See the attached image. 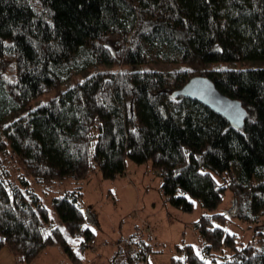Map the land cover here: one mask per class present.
Listing matches in <instances>:
<instances>
[{
    "label": "trees",
    "instance_id": "1",
    "mask_svg": "<svg viewBox=\"0 0 264 264\" xmlns=\"http://www.w3.org/2000/svg\"><path fill=\"white\" fill-rule=\"evenodd\" d=\"M196 74L247 109L241 129L171 95ZM0 129V247L19 261L57 245L76 264L94 236L80 187L51 199L73 247L14 159L44 184L94 171L112 180L126 160L149 161L171 207L190 212L197 200L213 211L228 189L236 217L264 224V0H0ZM226 220L199 215V255L182 244L169 264H264V231L236 246L215 224ZM146 233L122 237L112 263L148 264Z\"/></svg>",
    "mask_w": 264,
    "mask_h": 264
},
{
    "label": "rangeland",
    "instance_id": "2",
    "mask_svg": "<svg viewBox=\"0 0 264 264\" xmlns=\"http://www.w3.org/2000/svg\"><path fill=\"white\" fill-rule=\"evenodd\" d=\"M193 58L197 59L195 54ZM195 64L191 60L189 66L198 71L207 67L202 62L200 65L197 62ZM225 64L227 63L217 62L213 65L219 67ZM148 67L167 69L169 66L151 64ZM50 95H40L25 108H31L43 102ZM19 112L17 111L16 114ZM0 139H2L1 129ZM125 163L124 173L112 180L103 179L97 171H94L90 172L87 178L77 182L65 178L50 184L35 182L16 159L12 161V166L14 169L17 167L28 181L29 186L46 208L49 219L60 229L73 247H76L72 242L75 240L66 233L61 220L51 207V199L67 189L80 187L82 192L81 208L85 214L86 225L91 228L94 237L92 246L84 247L85 249L78 251L77 256L80 262L76 264H114L112 263L115 252L113 245L122 237L146 236L147 231H149L150 240H152L148 264H169L171 257H181L176 246L181 247L182 244H190L194 252L199 255L202 242L192 224L203 213L225 214L227 220L223 224H215L222 226L226 232L234 234L236 246L247 242L255 244L260 238L259 233L264 231L262 221H245L230 212L231 193L228 189L224 191L221 201L213 211L205 210L197 200H193L192 210L182 212L164 202L158 190L159 177L156 171L151 168L149 161L135 164L126 160ZM228 252L227 248L215 251V259H220ZM0 264L74 263L70 262L59 246L48 245L40 250L30 262L17 260L6 246H1Z\"/></svg>",
    "mask_w": 264,
    "mask_h": 264
},
{
    "label": "water",
    "instance_id": "3",
    "mask_svg": "<svg viewBox=\"0 0 264 264\" xmlns=\"http://www.w3.org/2000/svg\"><path fill=\"white\" fill-rule=\"evenodd\" d=\"M192 99L211 112L221 116L229 126L241 129L247 117V109L237 99L229 98L221 93L213 82L204 75L191 76L180 88L171 93ZM230 212L235 213L231 202Z\"/></svg>",
    "mask_w": 264,
    "mask_h": 264
},
{
    "label": "built area",
    "instance_id": "4",
    "mask_svg": "<svg viewBox=\"0 0 264 264\" xmlns=\"http://www.w3.org/2000/svg\"><path fill=\"white\" fill-rule=\"evenodd\" d=\"M128 247H134L132 241H125L124 242ZM139 264H146V261L142 258L138 259Z\"/></svg>",
    "mask_w": 264,
    "mask_h": 264
},
{
    "label": "snow or ice",
    "instance_id": "5",
    "mask_svg": "<svg viewBox=\"0 0 264 264\" xmlns=\"http://www.w3.org/2000/svg\"><path fill=\"white\" fill-rule=\"evenodd\" d=\"M85 227H87V225H85ZM63 231V230H62ZM73 243H78L79 241H72Z\"/></svg>",
    "mask_w": 264,
    "mask_h": 264
}]
</instances>
